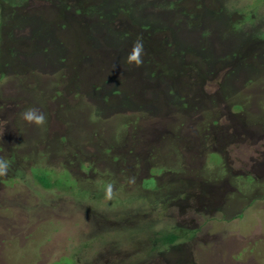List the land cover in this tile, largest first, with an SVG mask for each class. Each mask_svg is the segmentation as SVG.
<instances>
[{
  "label": "rangeland",
  "instance_id": "obj_1",
  "mask_svg": "<svg viewBox=\"0 0 264 264\" xmlns=\"http://www.w3.org/2000/svg\"><path fill=\"white\" fill-rule=\"evenodd\" d=\"M0 121V264H264V0H0Z\"/></svg>",
  "mask_w": 264,
  "mask_h": 264
},
{
  "label": "clouds",
  "instance_id": "obj_2",
  "mask_svg": "<svg viewBox=\"0 0 264 264\" xmlns=\"http://www.w3.org/2000/svg\"><path fill=\"white\" fill-rule=\"evenodd\" d=\"M146 55L144 41L142 36H138L133 42L132 48L129 51L126 61L129 65L139 68L144 63V56ZM21 118L29 125L37 128H44L47 124V117L39 109L30 107L20 113ZM0 123H4L0 121ZM11 167L10 161L3 156H0V177L7 176ZM129 184L135 183V177L128 178ZM104 197L106 200H112L116 197L117 192L115 185L112 182L104 183Z\"/></svg>",
  "mask_w": 264,
  "mask_h": 264
},
{
  "label": "trees",
  "instance_id": "obj_3",
  "mask_svg": "<svg viewBox=\"0 0 264 264\" xmlns=\"http://www.w3.org/2000/svg\"><path fill=\"white\" fill-rule=\"evenodd\" d=\"M96 133V132H95ZM30 143V145H33V142H29ZM162 153H168L169 155L170 154H174V153H172L171 152V150H169L167 147H162L161 148V151H159L158 152V155H159V157L161 158V159H163L162 158ZM165 162H167V163H169L170 162V160L168 159V160H166ZM166 163V164H167ZM165 166V165H164ZM47 169H49V167H46ZM33 169V168H32ZM34 169H35V167H34ZM162 171V169L161 170H159L158 172H161ZM180 171V169L178 170V172ZM157 172V171H156ZM157 172V173H158ZM33 174V177L36 179V181H37V183L39 184V186L42 188V189H45V190H52V189H55V188H52V183L48 180V178L46 177V175H47V173H46V175H43V176H39V174H36V173H32ZM203 178H205V180L207 181V180H209V179H211L210 177H209V175L208 176H206V174H203V175H201ZM200 176V179L202 178ZM153 178V177H152ZM202 178V179H203ZM201 179V180H202ZM145 181V180H144ZM143 181V182H144ZM204 181V180H203ZM55 190H57V189H55ZM57 191H59V190H57ZM37 195H38V193H36ZM238 218H239V216H238ZM172 237H170V236H165V238H164V241H163V245H160L161 244V237H160V239H159V242H155L154 241V243L155 244H159V246L160 247H163V246H171V244L172 245H174V244H177L176 242H177V239H175L176 237L175 236H173V235H171ZM166 239V240H165ZM165 241L167 242V243H165Z\"/></svg>",
  "mask_w": 264,
  "mask_h": 264
}]
</instances>
